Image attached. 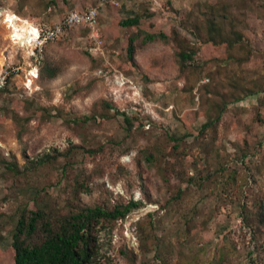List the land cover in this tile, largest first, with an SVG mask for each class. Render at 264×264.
<instances>
[{
	"label": "rangeland",
	"instance_id": "obj_1",
	"mask_svg": "<svg viewBox=\"0 0 264 264\" xmlns=\"http://www.w3.org/2000/svg\"><path fill=\"white\" fill-rule=\"evenodd\" d=\"M197 1L205 0H57L54 8H44L43 0H0V68L21 65V69H24L18 76L10 78L0 93V264H12L13 253L8 242L21 209H35L30 196L23 189L30 191V187L35 188L39 191L38 198L42 197L46 205L64 212L65 200L71 196L70 191L77 180L88 186L87 190H80V198L89 205H99L109 199L128 200L131 197L144 202L149 200L143 208L130 213L114 228L99 229L97 238L100 250L97 264H131L130 260L120 254L123 247L133 250L137 256L136 264L152 262L153 252L143 258L133 225L148 213H157L158 219L173 224L181 222L182 216L198 198L199 190L193 196L182 186L180 199L172 202L168 209L159 210V205L155 203L158 198L156 188L163 184L158 176L157 166L148 168L146 162L137 160L139 150L143 146L153 149L162 143L169 147L172 142L168 140L167 134L181 136L189 133L193 136L186 137L180 151L190 152L194 158L201 159L205 156L201 143H205L206 138L195 139L194 129L205 122V117L193 114L198 108L197 97L195 101H191L182 92L187 79L178 71L172 42L143 44L136 49L137 66L132 68L126 60L127 41L138 29L165 35L174 29L180 38L199 46L200 43L193 34L180 25L183 11L190 9ZM88 7H98L96 38L89 36L87 39L77 29L60 36L48 44L45 54L46 61L58 69L57 75L47 80L33 79L28 72L29 66L23 62L20 47L10 45L9 30L3 19L6 17L8 22L9 18L16 15L13 21H27L24 24L30 30L33 27L28 26L29 24L52 25L71 10ZM145 8H150L152 16H142L137 28L119 27L121 20L136 14L143 15ZM13 21V27H16ZM8 23L11 26V22ZM261 30L264 37V25ZM245 34L253 44L262 43L263 51L261 55L250 58L239 66L228 63L224 47H201L193 61L195 64L213 58L222 60L221 63H209L203 69L204 74L213 72L211 84L239 78L240 83L249 89L257 82L259 86L263 85L264 40H254L249 32ZM142 40L143 37L136 40L135 46ZM217 65L219 67L216 68ZM201 76L197 86L208 83V78L203 74ZM257 98V95L245 98L237 105L239 110L235 106L229 108L220 124L215 150L218 152L217 157L227 162L225 166L238 164L234 149L243 147L246 139L249 144L246 147L254 153V158L248 154L245 162H252L251 168L262 173L256 184L258 189L253 192L264 194V124L257 120ZM101 100L110 102L127 116H137L135 124H144L143 129L148 132L144 138L132 135L123 144L122 150H128L127 154H110V136L114 135L119 119L106 121L97 118L96 124L89 123L87 126L70 122L75 116L89 115L93 104ZM97 109L100 111V108ZM86 143L88 148L102 147V152L93 159L82 150H77L72 158L75 164L67 176L61 173V159L54 167L47 164L28 171L24 175L25 180L22 176H13L14 173L6 169V164L15 163L21 171L30 161L54 149L62 151L69 144L85 146ZM183 158L188 163L192 161L190 156L184 155ZM197 166L201 169L202 162ZM244 167L238 171L239 175L248 174V169ZM228 174V171L218 172L216 178L211 176L207 181L211 206L214 203L225 208L220 213L221 216L216 218L219 221H223L221 217L230 207L233 209V206L244 202V198L250 195L248 192L251 182L241 185L237 181L231 191L225 192L223 187H216ZM207 204L210 207L208 202ZM203 209V212H208L204 206ZM202 220L196 217L195 223L200 225ZM215 229L216 221L213 217L202 236L196 235L195 238L194 234L191 235L193 241L195 238L200 246L206 245L208 240L213 242L207 246L206 260L201 264H209L215 260L213 258L221 259V264H264V257L257 252L252 232L243 226L239 216L233 217L230 222L229 242L222 243ZM177 248L175 243L171 264L184 262V257L176 254Z\"/></svg>",
	"mask_w": 264,
	"mask_h": 264
},
{
	"label": "trees",
	"instance_id": "obj_2",
	"mask_svg": "<svg viewBox=\"0 0 264 264\" xmlns=\"http://www.w3.org/2000/svg\"><path fill=\"white\" fill-rule=\"evenodd\" d=\"M43 1H45L44 8H54L57 2V0ZM93 8H97L98 11V7ZM86 9L71 11H84ZM142 16L150 18L152 16L150 8H145L143 15L136 14L131 18L121 20L119 27L137 28ZM98 18L97 14V24L99 25ZM180 25L193 34L200 43L199 46L180 38L174 29L167 35L162 33L151 34L138 29L127 41L126 60L132 68L137 66L135 63L136 49L143 44L157 41H162L165 44L172 42L178 71L187 79L182 92L188 95L187 97L191 101H195L197 97L198 108L193 114L194 116L202 114L205 117V122L194 129L196 132L195 139L206 138V142L201 143V149L205 154L203 158H194L192 153L180 151L186 137L193 136L189 133H184L181 136L167 134L168 140L172 142L169 147L162 143L153 149L143 146L139 150L138 161L146 162L148 168L157 166L158 176L163 184L156 188L158 198L155 203L159 205V210L168 209L172 202L180 199L183 193L182 186L193 196L194 192L199 190L198 198L193 201L190 210L182 216L181 222H177L178 226L177 223L173 224L170 221L158 219L157 213H148L145 218H141L133 225L140 244L141 254L144 258L153 252L150 264H171L174 259L173 252L176 243V247H178L176 254L184 257V262L178 261L177 264L204 263L206 248L213 242L208 240L206 245L200 246L195 238L205 233L208 223L214 217L217 236L222 243L229 242L230 222L233 217L239 216L243 226L252 232L259 256L264 257V194L253 192L258 189L256 184L262 177V173L251 168L252 162L250 164L245 162L248 154L254 158V153L246 147L249 144L244 139L243 147L234 149V155L239 160L238 164L240 165L235 163L225 166L224 164L227 162L217 157L218 152L215 150V140L220 134L223 116L229 112V108L232 106L239 110L237 105L245 98L258 96L256 100L257 120L260 124H264V83L259 86L257 82L252 89H249L240 83L239 78H233L230 81H219L213 85L210 83L213 81V72L209 71L204 74L203 69L209 66V63H221L222 60L213 58L208 61L201 60V63L195 64L193 62L203 46H208L211 49L224 47L228 63L231 62L237 66L250 58L261 55L262 43L253 44L246 37L245 32H249L254 40H264L263 30H261V26L264 25V0L197 1L191 5L190 9L183 11ZM72 29L80 30L82 36L89 38L90 30L88 28L79 26ZM72 29L68 31L70 32ZM140 37H143L142 42L135 46L134 42ZM47 46L48 44L44 46L43 60L38 68L37 78L40 80L52 79L58 73V69L46 61ZM217 67L219 66L217 65ZM202 74L208 78V83L197 86ZM3 90H0V93ZM97 108H100V111ZM97 118H103L106 121L112 118L119 119L118 127L109 140L112 145L111 155L113 152L117 153L118 156L127 154L128 150H122L123 144L132 135H141L144 138L148 133L143 129L144 124H135V121L138 120L137 116H127L106 100L95 102L89 115L75 116L70 122L75 125L87 126L89 123L96 124ZM101 148H88L87 143L85 146L69 144L65 150L54 149L40 158L30 161L21 171L18 170L15 163L6 164V169L13 172V176H22L25 180L24 175L28 171L47 164L54 167L61 159L63 162L60 166L61 173L67 176L75 164L72 158L77 150H82L94 159L102 152ZM184 155L192 158L191 163L183 158ZM199 162H202L203 165L201 169L197 166ZM242 166H245L244 169H248V174L239 175L240 172L238 171L241 170ZM226 171L229 173L228 177L223 182L218 183L216 187H223L225 192L231 191L237 181H240L241 185L251 182L248 192L250 195L244 198V202H238L237 206H233V209L230 207L228 212L221 217L223 221H219L217 216L225 211V208L214 203L211 206L207 181L211 176L216 178L218 172L224 173ZM83 189L87 190L88 186L77 180L70 191L71 196L65 200L64 212L46 205L42 197L38 198L40 196L39 191L35 188L30 187V191L23 189L30 196L35 209L29 210L23 207L18 214L16 225L8 242L13 253L12 264H97L96 260L100 250L97 238L99 229L114 228L130 213L143 208L149 201L134 200L131 197L128 200L109 199L99 205H89L80 198V190ZM143 190H145V186H143ZM207 202L210 207L207 206ZM203 206L205 210L208 209V212H203ZM196 217L203 219L200 225L195 223ZM197 230H199L198 233ZM192 234L194 237L197 235L194 241L191 238ZM5 240L6 238L3 239V241ZM120 254L130 260L131 264L137 263V256L133 250L123 247ZM213 259L215 260L209 264H221V259Z\"/></svg>",
	"mask_w": 264,
	"mask_h": 264
},
{
	"label": "built area",
	"instance_id": "obj_3",
	"mask_svg": "<svg viewBox=\"0 0 264 264\" xmlns=\"http://www.w3.org/2000/svg\"><path fill=\"white\" fill-rule=\"evenodd\" d=\"M97 14V8L93 7L87 8L84 11H71L66 14L62 20L52 25L29 24L28 26L33 27V32L27 30V26L24 24V22L27 21L18 17L17 19H20L19 21H13L17 31H14L13 26H9V23L6 22V17L3 19V22L6 28L9 30L8 38L10 45L12 47H20V49L24 52L23 54L25 56V60H27L26 64L29 66L28 72L33 76L32 78L34 79L37 78L38 68L43 60L44 46L56 41L69 29L79 26L88 28L90 30V38L91 36L94 38L97 36L98 32ZM14 16L16 17V15ZM22 29H25V31ZM16 35H18L20 38H18ZM21 70L24 71L23 68L21 69V65H8L5 68H0V90L5 88L10 78L18 76L19 72H23Z\"/></svg>",
	"mask_w": 264,
	"mask_h": 264
},
{
	"label": "bare ground",
	"instance_id": "obj_4",
	"mask_svg": "<svg viewBox=\"0 0 264 264\" xmlns=\"http://www.w3.org/2000/svg\"><path fill=\"white\" fill-rule=\"evenodd\" d=\"M14 19H16L15 17H11V18H9L8 19V22H11V26H13V24H12V21L14 20ZM10 24V23H9ZM25 30V29H24ZM14 31H17L16 30V27H14ZM30 32H33V29L31 28L30 30H29ZM18 38H20L18 35H16Z\"/></svg>",
	"mask_w": 264,
	"mask_h": 264
},
{
	"label": "crops",
	"instance_id": "obj_5",
	"mask_svg": "<svg viewBox=\"0 0 264 264\" xmlns=\"http://www.w3.org/2000/svg\"><path fill=\"white\" fill-rule=\"evenodd\" d=\"M23 52V51H22ZM24 53V52H23ZM22 53V59H23V62H26V60H25V56H24V54Z\"/></svg>",
	"mask_w": 264,
	"mask_h": 264
}]
</instances>
